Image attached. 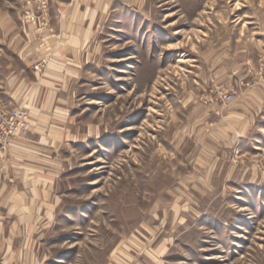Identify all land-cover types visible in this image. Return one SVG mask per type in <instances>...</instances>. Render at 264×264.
<instances>
[{"label":"rangeland","instance_id":"1","mask_svg":"<svg viewBox=\"0 0 264 264\" xmlns=\"http://www.w3.org/2000/svg\"><path fill=\"white\" fill-rule=\"evenodd\" d=\"M64 1L0 0V88L20 82L11 37L25 24L49 28ZM96 8L66 95L55 196L28 239L31 264H264V113L243 142L223 146L201 107L222 91L238 95L217 84L203 54L225 40L252 55L264 0H98ZM3 106L31 117L26 106ZM30 126L29 118L15 138ZM15 138L0 143V162ZM6 211L0 205L4 246Z\"/></svg>","mask_w":264,"mask_h":264},{"label":"crops","instance_id":"2","mask_svg":"<svg viewBox=\"0 0 264 264\" xmlns=\"http://www.w3.org/2000/svg\"><path fill=\"white\" fill-rule=\"evenodd\" d=\"M97 2L64 1L52 11L49 28L37 30L32 24H25L10 39V43L18 40V57L23 65L16 78L20 82L16 88L13 84L1 87L0 100L7 106H26L31 126L25 135L13 140V147L7 150L9 161L0 162V205L7 210L5 221L11 222L2 235L6 245L0 242L5 264H31L33 250L28 239L40 230L39 224L44 223L48 213L46 205L55 196L54 173L62 165L60 157L66 138V95L72 93L74 76L80 74L81 63L87 57ZM13 29L10 27V31ZM261 33L263 37L253 44L252 55L245 54L246 48L227 46L225 40L203 54L208 72L217 78V84L232 85L238 91L230 101L219 97L200 105L205 117L212 120L214 141L222 142L223 146H229L230 139L245 140L261 123L264 24ZM41 60H45V65L41 71H34L33 65ZM6 92L10 94L8 99L2 96Z\"/></svg>","mask_w":264,"mask_h":264},{"label":"built area","instance_id":"3","mask_svg":"<svg viewBox=\"0 0 264 264\" xmlns=\"http://www.w3.org/2000/svg\"><path fill=\"white\" fill-rule=\"evenodd\" d=\"M40 70V65L35 66ZM225 101L232 99V93L222 91ZM29 112L22 106L6 108L0 103V143L10 145L11 140L29 127Z\"/></svg>","mask_w":264,"mask_h":264}]
</instances>
